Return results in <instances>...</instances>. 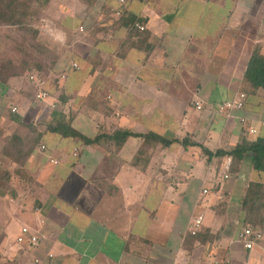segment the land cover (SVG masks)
<instances>
[{
  "label": "crops",
  "instance_id": "1",
  "mask_svg": "<svg viewBox=\"0 0 264 264\" xmlns=\"http://www.w3.org/2000/svg\"><path fill=\"white\" fill-rule=\"evenodd\" d=\"M30 22L41 32L24 51L0 24V263L264 264V239L239 238L249 186L264 189L252 151L208 161L200 147L130 137L118 150L48 129L66 119L91 138L191 135L210 150L264 137V88L243 91L254 51L264 55V0H50ZM104 83L112 94L100 97ZM241 93L243 109L222 110ZM23 227L37 245L18 242Z\"/></svg>",
  "mask_w": 264,
  "mask_h": 264
},
{
  "label": "trees",
  "instance_id": "2",
  "mask_svg": "<svg viewBox=\"0 0 264 264\" xmlns=\"http://www.w3.org/2000/svg\"><path fill=\"white\" fill-rule=\"evenodd\" d=\"M49 2L50 0H0V24L7 27H12L18 31L22 30L25 33L22 34L23 36H19V34L15 35L19 36L18 38H20L16 40L17 44H19L20 40H22L23 51L24 49L29 48L28 43H30V41L26 42L28 41V38L30 37V39H34L41 32L40 27H35L30 22L31 18L33 17V9L36 8L38 10H43L46 8ZM134 18L132 19L129 12L125 9L121 19H127L126 21L132 19L134 21L136 19ZM29 30H32L33 33H29ZM24 38H26L27 40L24 41ZM38 44L40 45L42 43L38 42ZM29 60L30 56L27 57V60L24 59V62L30 63L31 61ZM39 64L41 63L37 62L36 65ZM30 65L31 64L27 66ZM45 75L46 74L42 73L38 74L39 78L38 80H36L37 84H42L43 79H45L46 77ZM245 78L249 82L250 87L244 88L243 91L256 92L257 90L264 88V55H262L260 47L256 48L251 57L247 71L245 73ZM48 129L52 132L60 134L63 137L76 138L86 145L105 140L107 141V143H113L116 148H118V150L121 149V147L130 137L143 138L145 140L143 146L145 144L146 146L153 145L154 147L161 145L162 148H167L175 143H180L185 148L190 146L202 148L204 155L207 156L208 161L212 160L215 157L223 158L226 156H231L233 160L238 164L248 151H252V153L254 154L255 167L258 169H264V137H258L255 140H248L247 136L244 135V138H242L241 142H239L233 148L221 147L216 150H210L203 144L194 141L191 138V135H186L184 137H169L160 135L152 131L147 133H137L130 130L117 129L113 133L99 134L91 138L82 134L79 130L73 127L72 120L67 121L66 119L62 121L56 120L54 124L48 126ZM143 146L136 154L135 163H138L139 161L141 163L144 155L146 154ZM244 206L249 207L250 209L249 220L251 222L249 223L251 224H248V226L256 230L259 229V227L253 224H264V189L261 185L249 186L248 194L244 201Z\"/></svg>",
  "mask_w": 264,
  "mask_h": 264
},
{
  "label": "built area",
  "instance_id": "3",
  "mask_svg": "<svg viewBox=\"0 0 264 264\" xmlns=\"http://www.w3.org/2000/svg\"><path fill=\"white\" fill-rule=\"evenodd\" d=\"M121 1L125 2V0H121ZM118 12H119V14L121 13L120 11H118ZM137 27L142 31L146 29V26H144L143 24H140V23H137ZM73 66L75 68H78L79 64L74 63ZM47 95H48L47 91H43L40 94H38V98H44ZM245 99H246V94L241 93L239 99L226 101L221 106V108H222V110H225L228 112H231L235 109H239V110L243 109ZM197 107L199 109H201L202 105L200 103H197ZM17 109L18 108L16 106L12 107V111H14V112L17 111ZM240 120L242 122H244L245 118L241 117ZM250 131L252 133L255 132L254 129H250ZM42 147L45 148V146H42ZM225 177H228V175H226ZM204 191L207 192V190H204ZM202 223H203V217L202 216L197 217L193 222V226L190 229V232L193 235L198 234L199 228L201 227ZM27 234L29 235L28 242H30L32 245L35 246L39 243V237L36 234H32L28 227H23L22 234L17 238L18 242L22 243V244L27 242V239H26ZM239 238L244 241L245 246L247 248H253L256 240H263L264 239V231L255 230L251 227H246L240 232ZM213 262H214V264H232L231 261L225 260L223 258H215ZM0 264H7V263H0Z\"/></svg>",
  "mask_w": 264,
  "mask_h": 264
},
{
  "label": "rangeland",
  "instance_id": "4",
  "mask_svg": "<svg viewBox=\"0 0 264 264\" xmlns=\"http://www.w3.org/2000/svg\"><path fill=\"white\" fill-rule=\"evenodd\" d=\"M43 12H44V9L43 10H40V9L38 10V9L34 8L33 11H32V14L33 15H41ZM3 32L6 33L8 36H12V37H14L16 34H19V36H23L22 34H25L22 30H19L18 31L16 29L12 28V27L6 28V31H3ZM31 32H32V30H29V33H31ZM26 40L27 39L24 38V41H26ZM98 89L100 90V93H101V95H99L100 97L103 96V95H105V94H107L108 92H110L112 94L111 85H107V84L104 83L101 86H98ZM168 123H169L168 125H170L171 131L174 132L176 130L177 123L176 122H172L171 123L170 121ZM219 127L220 126L217 127V130L219 129ZM166 135H169V134H166ZM9 218L10 217H7L6 219L8 220ZM22 219L21 218L20 219L19 218H16L15 219V217L12 219L13 222L11 223V226L9 227V229L12 228V230H10V232L8 234L9 235V238L11 240H15L18 231L21 229V227H22L21 220Z\"/></svg>",
  "mask_w": 264,
  "mask_h": 264
}]
</instances>
